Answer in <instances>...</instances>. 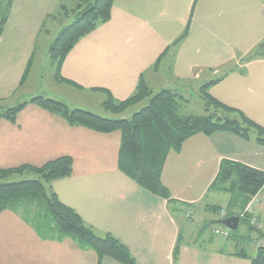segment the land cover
Listing matches in <instances>:
<instances>
[{
	"label": "crops",
	"instance_id": "1",
	"mask_svg": "<svg viewBox=\"0 0 264 264\" xmlns=\"http://www.w3.org/2000/svg\"><path fill=\"white\" fill-rule=\"evenodd\" d=\"M26 1L13 0L0 37V100L18 90L42 22L49 14L43 13L42 6L34 8L33 5L31 11L36 15L30 22L24 11ZM258 3L264 13V0ZM179 8L178 5L171 7L168 0H115L110 20L82 38L62 63L61 76L81 88L61 85L75 91L78 100L82 94L85 99H91L92 95H98L99 101V95L104 99V95L93 88L108 89L115 99L123 100L133 94L139 76L144 74L152 89L162 62L156 71L152 70V65L179 34L176 23L181 20L183 23L185 18L182 15L172 26L164 17L176 19L182 12ZM20 13L23 18L15 19ZM259 30L245 49V55L233 54L219 63L203 66H211L213 73L223 64L233 68L209 89V94L264 127V53H253L254 59L243 60L264 40V23ZM185 44L178 47L171 61L172 80L177 84L179 80L187 82L200 78V71H193L199 64L180 66L178 63ZM165 88L170 89L162 87L157 91ZM84 104L80 100L75 106L84 109ZM119 145V132L105 134L72 127L34 104L24 107L14 123L0 120V168L21 164L40 166L62 156L71 157V175L53 181L52 190L98 235L109 233L124 244L137 264H173L172 252L178 238V264H249L247 258L224 252L219 243L214 245L216 221L208 219L212 226L203 227L202 221L196 220V210L192 206L210 192L208 187L222 159L264 171V145L254 139L243 140L230 132H216L209 136L196 134L184 141L179 152L168 154L161 181L172 199L191 205L188 209L194 219L185 216L186 210L172 213L166 200L148 193L120 172L117 168ZM227 200L226 196V200L217 202L224 206ZM205 210L203 207L202 211ZM254 215L257 221H264V187L257 194ZM220 217L223 216L220 214ZM253 227L258 230L256 225ZM253 231L256 247L259 243L264 246V233ZM183 233L186 235L184 241ZM0 264H96V255L91 250L78 249L69 239L61 242L41 240L17 215L4 211L0 214ZM101 264L120 263L105 257Z\"/></svg>",
	"mask_w": 264,
	"mask_h": 264
},
{
	"label": "trees",
	"instance_id": "2",
	"mask_svg": "<svg viewBox=\"0 0 264 264\" xmlns=\"http://www.w3.org/2000/svg\"><path fill=\"white\" fill-rule=\"evenodd\" d=\"M67 1H74L75 6L69 8L60 5V9L66 18L70 14L74 18L49 44L47 55L53 70V80L56 83L80 89L79 85L61 76L62 63L82 38L110 20L115 0ZM12 3L13 0H0V37L8 21ZM193 8L194 6L191 8L190 18L182 34L157 57L152 65L153 71L158 69L162 60L168 55L173 62L179 44L188 34ZM49 17L53 16L47 15L45 19ZM44 22H42L40 33ZM34 56L35 47L18 89L24 85L29 75ZM262 56L264 57V54ZM254 58L255 56L252 55L243 60L250 61ZM232 69H226L221 76L199 86V97L205 112L202 115L182 114L181 110L186 99L180 92L165 88L153 93L144 74H141L133 94L123 100L115 99L108 89H92L104 95L101 107L113 115L121 114L129 107L148 98L147 105L134 112L129 119L102 117L85 109L70 108L62 101L37 96L4 109L0 113V120L14 123L16 116L24 107L34 104L62 118L72 127H84L105 134L119 132L118 170L148 193L166 200L172 213L174 211L180 213L189 210L191 205L181 204L172 199L168 188L161 181L162 169L170 152H179L184 141L196 134L209 136L216 132H230L243 140L254 139L258 144L264 145V127L248 118L239 109L222 103L208 92ZM71 173L72 158L69 156L56 158L40 166L21 164L16 167L0 168V214L9 211L17 215L41 240L61 242L69 239L78 249L91 250L96 255V264H101L105 257L120 264H137L127 247L118 239L109 233L98 235L74 209L58 199L51 188V183L66 178ZM32 176L34 178H30ZM263 187L264 171L238 161L222 159L208 191L224 194L228 200L224 206L214 205L211 210L221 213V210L225 208L223 218L236 216L239 223L246 222L251 230L263 234L250 225L251 216L244 212L252 197L257 195ZM174 205L179 207L175 209ZM209 226H212V222L205 223L204 227ZM179 249L178 238L172 252L173 264H178ZM235 255L249 259V264H264V246L262 245L256 249L253 257L247 256L244 252L235 253Z\"/></svg>",
	"mask_w": 264,
	"mask_h": 264
},
{
	"label": "rangeland",
	"instance_id": "3",
	"mask_svg": "<svg viewBox=\"0 0 264 264\" xmlns=\"http://www.w3.org/2000/svg\"><path fill=\"white\" fill-rule=\"evenodd\" d=\"M32 1L34 0L26 1V8L24 10L26 11L25 15H28L26 18L30 22L34 21L36 15L33 10L31 11L33 5L34 8H36V6H42L43 13L47 11L49 12L48 15L53 17L44 19V27L36 39L35 56L25 85L20 87L14 95L0 100V113L6 108L13 107L24 101H29L37 96L52 97L51 99L54 100L64 99L66 102H62L66 103L70 108H77L75 105H78L81 100V103H85L84 106H82L85 110L102 117L116 119H129L134 112L147 105L148 98L129 107L121 114L113 115L102 109V95H99L101 96L100 101L97 100L98 95H92L91 99H85L84 94H82L81 99L78 100V95H76L77 93H75V91L61 84L58 86L59 83H56L52 78L53 70L49 65L47 49L59 31L74 18L72 14L66 18L60 9V5H65L70 8L75 6V2L67 0H44L43 2H35L34 4ZM258 1L261 0H168L171 7L178 5L182 12L179 13L176 19H173L171 16L172 20H168L165 19L167 17L165 16L164 20H167L169 24L172 25L174 20L182 18V15L185 17L183 23L182 20L176 23L179 27V34L174 36V40L182 34L185 24L188 18H190L191 8L194 6L193 12L191 13L188 34L179 44L180 46L183 42H186L178 63L180 66L182 64H199L198 67H202V69L198 67L193 68L194 72L200 71V78L198 80L187 82H185V80H179L177 84L175 82L176 80H172V68L170 70L172 60L171 56L168 55L161 63L160 73L154 77V84H152L153 93H156L157 89L162 87L178 90L186 99L181 110L182 114H204L203 104L199 97V86L221 76V73L229 69V67H227V64H223L218 68V72L213 73L212 68H209L211 66L203 65L219 63L221 59H228V57L233 54L235 56L245 55V49L252 43V40L256 37L255 35L259 34V28L260 26L262 28L264 23V13H261ZM258 14L262 15L259 16ZM20 17L23 18L21 13L20 16L19 14L16 15L15 19ZM258 20H260L262 24L260 21L258 23ZM176 27L175 25V28ZM253 53H264V40L256 44L251 53L247 56H252L254 55ZM181 88L184 89L182 90ZM30 178H34V176ZM215 193L216 192L210 191L198 204L192 206L193 208L195 207L196 210H194L196 220L202 221L203 227L208 219H211V221L223 219V217L219 218L221 213L219 214L218 211H212L211 207L214 205L218 206L219 203H221L217 202V200H226V195ZM255 196L257 197V195ZM207 206H209V208H206L207 211H202V208ZM192 218L193 216L190 217V219ZM214 226L217 227L216 229L224 231L227 236L226 238L219 235L215 236L214 245L219 243V247L226 253L244 252L249 257L254 256V249L256 247L255 232L251 230L246 222H240L235 231H231L220 224H214ZM258 230L264 233L263 230L259 228ZM185 239L186 235L183 233L182 241ZM260 245L261 243L257 244L256 249ZM37 260L38 262L42 261L40 256H38Z\"/></svg>",
	"mask_w": 264,
	"mask_h": 264
},
{
	"label": "built area",
	"instance_id": "4",
	"mask_svg": "<svg viewBox=\"0 0 264 264\" xmlns=\"http://www.w3.org/2000/svg\"><path fill=\"white\" fill-rule=\"evenodd\" d=\"M256 202H257V197L253 196L252 199L249 201V203L246 205L244 212L251 216L250 224L252 226L256 225L259 229L264 231V221H260V222L257 221L256 216L254 215V207L256 205ZM224 214H225V208L223 210H221V215L223 216ZM185 215L187 218H190L189 210L185 211ZM213 232L215 235H219V236H222L225 238L227 237L226 233L222 230L215 229Z\"/></svg>",
	"mask_w": 264,
	"mask_h": 264
},
{
	"label": "water",
	"instance_id": "5",
	"mask_svg": "<svg viewBox=\"0 0 264 264\" xmlns=\"http://www.w3.org/2000/svg\"><path fill=\"white\" fill-rule=\"evenodd\" d=\"M215 223L220 224L231 231H235L238 227L239 219L236 216H230L216 221Z\"/></svg>",
	"mask_w": 264,
	"mask_h": 264
}]
</instances>
